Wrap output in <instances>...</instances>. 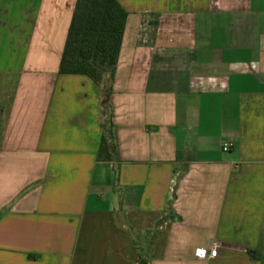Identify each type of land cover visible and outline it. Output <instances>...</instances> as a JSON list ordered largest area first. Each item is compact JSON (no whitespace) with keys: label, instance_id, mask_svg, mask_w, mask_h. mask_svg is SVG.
I'll list each match as a JSON object with an SVG mask.
<instances>
[{"label":"crops","instance_id":"0c3cea01","mask_svg":"<svg viewBox=\"0 0 264 264\" xmlns=\"http://www.w3.org/2000/svg\"><path fill=\"white\" fill-rule=\"evenodd\" d=\"M118 1L97 161L100 86L58 70L76 0H0V264H264V0Z\"/></svg>","mask_w":264,"mask_h":264},{"label":"trees","instance_id":"16d2710c","mask_svg":"<svg viewBox=\"0 0 264 264\" xmlns=\"http://www.w3.org/2000/svg\"><path fill=\"white\" fill-rule=\"evenodd\" d=\"M128 11L118 0H76L58 70L85 74L100 86L101 128L97 161H112L116 154L109 104ZM140 253L139 264H149Z\"/></svg>","mask_w":264,"mask_h":264},{"label":"built area","instance_id":"2783aa9c","mask_svg":"<svg viewBox=\"0 0 264 264\" xmlns=\"http://www.w3.org/2000/svg\"><path fill=\"white\" fill-rule=\"evenodd\" d=\"M231 147H232V142L231 141H223L221 143V149L223 151H228V150L231 149ZM216 249L217 248L215 246H213L209 250H207L204 247H198V248L196 247V248H194L193 254H194V256H197V258H206V257H209V256L216 255Z\"/></svg>","mask_w":264,"mask_h":264},{"label":"rangeland","instance_id":"374dc122","mask_svg":"<svg viewBox=\"0 0 264 264\" xmlns=\"http://www.w3.org/2000/svg\"><path fill=\"white\" fill-rule=\"evenodd\" d=\"M125 1L128 2V3H132V6H135V5L139 4V3H142L144 0H124L123 2H125ZM144 17L146 18V20L148 21V23L145 26L146 28H144L143 30H141V33H142V35H145L146 36V39H147L148 38V34L150 33V32H148V29L151 26L150 23H152V20H150L149 12H146Z\"/></svg>","mask_w":264,"mask_h":264}]
</instances>
